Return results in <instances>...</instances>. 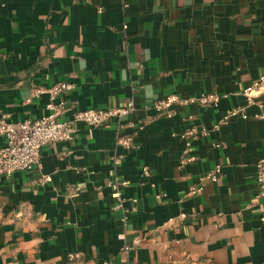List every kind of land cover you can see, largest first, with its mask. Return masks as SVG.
I'll return each mask as SVG.
<instances>
[{"label":"crops","instance_id":"0c3cea01","mask_svg":"<svg viewBox=\"0 0 264 264\" xmlns=\"http://www.w3.org/2000/svg\"><path fill=\"white\" fill-rule=\"evenodd\" d=\"M263 73L264 0H0V120L43 117L67 82L65 118L133 101L130 120L145 121L79 123L33 170L1 176L0 264H264V94L242 93ZM204 92L219 104L153 107ZM234 108L247 117L213 129ZM192 128L211 131L186 154ZM127 134L134 147L118 141ZM218 164L219 179H203ZM114 178L126 207L137 199L126 226Z\"/></svg>","mask_w":264,"mask_h":264},{"label":"built area","instance_id":"2783aa9c","mask_svg":"<svg viewBox=\"0 0 264 264\" xmlns=\"http://www.w3.org/2000/svg\"><path fill=\"white\" fill-rule=\"evenodd\" d=\"M72 84L67 82H59L52 86L48 91L51 95V102L48 105L49 113L41 118H27L19 122H11L6 118L0 120V136L4 138V145L0 147V178L1 176H10L17 171H31L40 162L43 147L58 141H72L77 132L79 123H85L91 126H103L117 119V129L120 131L126 127L142 129L145 121L140 120L134 122L130 120L131 114L136 110L135 103L130 101L125 106L115 108H87L76 111L71 118H65V101L58 99L61 94L72 88ZM247 95L250 102H253V97L256 94H264V73L251 86L245 88L242 92ZM221 99V95L215 92H204L191 97H181L177 93H171L162 99L155 100L153 107L162 115H172V106L175 104L188 105L198 103L202 106H217ZM242 115L244 118L247 115L243 112V108H234L230 113L216 122L213 129H218L222 124L229 121L230 118ZM211 129L192 128L187 136L190 140L186 143L185 153L189 152L191 140L200 136L209 135ZM127 147H134L133 137L130 134L120 137L118 140ZM194 157H184L182 163L186 160H192ZM257 183L259 199H264V158L257 163ZM142 173L144 176H150L151 172L148 166H143ZM221 166L218 164L213 171L207 174L203 179H211L217 181L220 177ZM51 180L50 176H45L44 181ZM126 181H121L114 178L108 182V186L113 190L114 196L119 200L116 209L122 213V222L127 225L130 215L137 210V199H132V204L129 207L125 206L127 199L124 197L122 187L126 185ZM203 185L194 186L191 192H199L203 190ZM162 197L163 194L158 195ZM181 218H186V214L182 213ZM261 220L264 221V211L261 215ZM139 242V241H138ZM137 242V243H138ZM136 244L126 243L122 246L121 251L128 254ZM77 254H70V258L76 257ZM104 264H112L104 262Z\"/></svg>","mask_w":264,"mask_h":264}]
</instances>
